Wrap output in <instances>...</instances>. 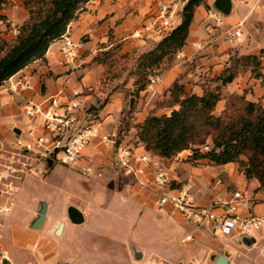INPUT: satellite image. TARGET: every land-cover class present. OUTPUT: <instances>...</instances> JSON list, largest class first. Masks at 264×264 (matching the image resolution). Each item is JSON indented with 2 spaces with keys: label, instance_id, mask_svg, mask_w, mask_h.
Wrapping results in <instances>:
<instances>
[{
  "label": "crops",
  "instance_id": "crops-1",
  "mask_svg": "<svg viewBox=\"0 0 264 264\" xmlns=\"http://www.w3.org/2000/svg\"><path fill=\"white\" fill-rule=\"evenodd\" d=\"M213 3L214 0H207L206 5L199 6L196 9L187 44L180 51L183 58L177 59L176 54L165 58L160 66V82L153 87L148 86L140 94L141 97H147V106H150V108L147 110L145 107L142 112L140 111L139 103H137L136 124L144 121L149 111L155 107V103L163 99L169 87L179 79L181 74L183 75V72L185 73L184 70L187 63L195 60L198 66L194 71L186 72V77L180 79V83L184 86L186 92L201 95L204 82L197 83L198 80L202 79L200 76L206 72L209 75L210 71L213 72V76L220 75L228 63L229 52L232 47L238 46V49L242 52L241 54L245 55L255 54L254 47L252 48L253 51L247 50V48H250V46L246 48L249 43L255 44L257 42L258 50L264 49V46L260 45V43H264V0H232V11L226 17L227 19L221 31L217 33H210L211 30L207 27V11L213 9ZM28 17L17 23H11V27L18 28ZM4 22L9 23L10 20L1 21V24ZM153 22L154 26H152ZM180 22L181 14L177 25ZM160 23L156 0H91L86 5L85 11L69 26L72 39L84 43L74 62L66 63L59 51L60 42L58 40L49 48L45 61H35L15 75L30 77L34 85L33 91L13 94L8 91L6 82L0 87V137L6 142H12L18 136L14 129H19L20 131L24 129L23 126L27 123V118L22 111L25 103L29 101L43 102L45 108L49 107L52 102L55 106L61 105L71 100L75 92L81 93L78 99L81 102L80 113L82 119L91 120L93 118L92 120H96L101 124L103 133L116 135L122 112L130 105L131 99H133L131 95L134 90V79H122L119 82L123 86L118 87L114 91L110 90V84H104L109 66L107 63H98L96 60L102 52H109L108 55L116 52L114 57L117 58L126 56L138 58L141 54L153 49L167 35L159 26ZM244 26H247L248 29L246 37H244L242 32ZM234 29L240 30L241 36L238 37L239 39L234 38L231 41L228 34ZM10 36H8V40L11 43L15 36ZM261 38L263 39L259 41ZM8 44L2 47L6 48ZM256 80L255 82H259L258 79ZM109 92L111 93L109 94ZM245 96L250 101L261 100L264 103L262 99ZM104 97L106 100L103 101ZM103 103L104 105L99 108ZM219 104L216 109H218ZM94 106L98 107L96 116L91 115V108ZM133 133L134 131L131 134L133 135ZM121 142L133 146L138 155L148 153L144 146L138 142V138H134V136H127ZM112 154L115 155L113 145L100 143L99 141H95L85 150V155L102 169L103 174L107 168L111 169L110 156ZM150 155L155 162L169 168V174L173 180L171 185L173 189L186 184L192 186V193L197 203L207 205L217 198L228 197L234 190H246L250 198L255 200L252 204V211L256 214L264 215V195L262 193L254 194L253 191L256 188L254 187V190L250 189L246 177L239 175L237 171L239 165L237 167L234 163H231L221 166L223 174L215 178L213 176L216 174V167L205 163L192 165L188 162L187 159L191 155L190 151H184L170 160ZM50 168L52 170L53 166ZM153 173L154 167H147L146 173L139 177V181L133 177L119 174L120 181L118 182L124 185L127 195L129 194L126 199H134L139 211L144 212L138 228L145 222L159 223L166 228L162 229V242L164 244L158 251L152 250L140 239H137V230L132 241L129 238L127 239V237L124 238V243L128 241V251L125 259L128 258L126 260H129L130 264H141L146 257L150 256H160L165 260H171L173 254H181L183 249L185 250V245L183 244L188 243H184L183 239L187 235H192L193 237V234H196L208 243L210 238L214 237L208 227L206 228L209 232L207 230H199L195 226L196 229L192 233H185L186 227L190 224L184 221L182 216L170 205L163 207L158 205L157 193L152 186ZM102 178L96 180L86 179L79 173L75 181L77 192L86 196L98 197L99 193L105 188L101 182H97V180ZM23 183L18 192L19 194L23 191L21 200L18 201L17 194L16 206L12 212L8 215L0 216V260L3 254H6L10 264H43V252H48L47 239H43L42 227L33 229L30 226L37 217L39 209L35 213L32 211L30 213L26 212L29 210L28 204H30L31 199L36 196L37 192L32 193L28 190V182L22 188ZM141 183H144V186ZM210 185L213 187V192L210 191ZM100 187H102L101 190H99ZM56 189L59 193L71 196V194L61 188ZM25 199H28V201L24 202ZM40 201H37L38 205H40ZM5 202V198L0 197V204H5ZM70 205L77 207L83 212L85 216L84 223L76 225L67 221L66 209ZM152 216L155 218L152 219ZM59 222H64L65 225L61 235H55L53 230ZM88 224L89 216L84 207L73 199H65L62 218L57 220L48 230V233L56 238L54 251L60 259L55 264L60 262H66L67 264H93V252H96V247L88 239L96 234L99 236L102 233L112 238L110 240L113 242V239L119 234L110 227L105 228L103 232L97 231L98 233H94L93 229L85 228ZM228 239V242L217 239L218 245L224 246V249L218 248L217 251L218 256L220 252L222 254L228 253L229 264H233V252L239 251L242 253L240 248L245 247L235 243L232 238ZM253 247L250 249H253ZM147 249L151 251L147 252ZM139 252L142 254L141 258L135 259L136 254ZM148 253L149 256H147ZM178 256L181 257V255ZM213 256L217 257L216 255H211V259ZM181 258L179 264L183 263ZM125 259L124 261L121 259L122 262H119V264H127Z\"/></svg>",
  "mask_w": 264,
  "mask_h": 264
},
{
  "label": "trees",
  "instance_id": "trees-1",
  "mask_svg": "<svg viewBox=\"0 0 264 264\" xmlns=\"http://www.w3.org/2000/svg\"><path fill=\"white\" fill-rule=\"evenodd\" d=\"M90 1H38L37 10L18 26L19 33L12 42L6 48L0 47V87L35 61H45L51 45L61 39ZM6 3L7 0H0V22L6 20L2 13ZM206 3L207 0H187L181 11L180 24L153 49L137 58L130 72L134 79L132 95L135 99L148 88L153 70L160 68L165 58L177 54L187 44L195 11ZM244 60L254 78H264V49L258 55H247ZM237 76L238 71L229 62L215 80L227 85ZM221 99L220 86L215 89L204 86L203 93L198 95L186 92L180 79H177L142 123L135 126L128 123L126 129L122 126L118 128L116 144L121 143L124 130L135 127L138 142L148 153L170 160L184 151H190L187 160L192 165L225 166L237 163L247 180H259L256 192L264 193V175L257 172L258 160L264 156V103L261 100L250 101L242 95L216 114ZM160 108L167 109L168 113L158 114L157 109ZM136 109L134 101L129 109L123 110L122 116L126 113L131 116Z\"/></svg>",
  "mask_w": 264,
  "mask_h": 264
},
{
  "label": "built area",
  "instance_id": "built-area-1",
  "mask_svg": "<svg viewBox=\"0 0 264 264\" xmlns=\"http://www.w3.org/2000/svg\"><path fill=\"white\" fill-rule=\"evenodd\" d=\"M187 0H156L161 23L159 26L165 33L171 30L173 19ZM208 18L214 27L223 25V17L214 9H210ZM154 26V22L152 23ZM19 33L13 28V34ZM241 36V31L234 29L228 34L232 41ZM59 51L66 63L74 62L84 43L75 41L68 27L66 33L59 39ZM177 59H182L180 52ZM160 68L154 69L150 76L149 87L160 82ZM8 91L13 94H23L34 90L30 77L26 75L13 76L6 81ZM75 92L73 98L61 105H51L47 108L43 102L29 101L23 106V114L27 118L25 128L14 141L6 142L0 137V197L5 198V204H0V216L8 215L16 206V195L21 184L29 176L43 175V164L48 168L50 154L57 153L58 162L68 169L76 168L86 179H99L103 171L89 157L85 150L95 141L110 143L115 151V165L119 174L139 177L146 173V168L153 166L152 186L157 193L160 207L170 205L184 221L197 227H208L220 238H233L246 235L253 237L255 244L261 241L260 252L264 257V215L252 211V199L241 190H234L228 197L217 198L207 205L196 202L191 185L172 188L173 180L169 168L153 160L149 153L138 155L130 144H116V135L102 132L101 124L96 120L82 119L81 102ZM50 168V167H49ZM144 186V183H141ZM217 237V236H216ZM193 240L187 235L184 243ZM0 264H10L6 254H3Z\"/></svg>",
  "mask_w": 264,
  "mask_h": 264
},
{
  "label": "rangeland",
  "instance_id": "rangeland-1",
  "mask_svg": "<svg viewBox=\"0 0 264 264\" xmlns=\"http://www.w3.org/2000/svg\"><path fill=\"white\" fill-rule=\"evenodd\" d=\"M38 1L41 0H7V3L4 5V9L2 12L6 16V20H10V22H4L2 24L0 22V47L10 43L8 40V36L11 35L10 37H12V35H14L12 34L13 28L11 27V23H17L19 21H22L25 17L30 16L31 12L37 10L38 5L36 4ZM181 11L182 9L175 15L171 30L177 26ZM209 11H207V27L211 30L210 33H217L218 31H221L223 25L214 27L208 18ZM226 19L227 18H224L223 22H225ZM242 30V32L244 33V37H246L248 30L247 26H244ZM262 39L263 38L259 39V41H261ZM256 43H249L248 45H246V48L250 46V48H247V50L253 51L252 48L254 47L255 55H258L260 51L258 50L259 46H256ZM260 45L264 46V43H260ZM108 53L109 52H102L96 62L108 64L109 71L107 72V77L104 84H110L111 87L109 89L114 91L118 87L123 86V84L119 82L120 80L132 78L130 76V72L134 69L137 58H131L130 56L117 58L114 57L116 52L112 55H108ZM241 53L242 52L238 49V46L232 47L229 52L230 58L228 60V63H232V67H234L238 71V76L232 83L221 85L220 83L216 82L215 78L217 77V75L213 76L212 71L209 72V75L207 72L201 75L200 77L202 79L198 80L197 82H204L202 84V88H204V86H208L212 89H215L217 86H220L222 99L220 101L218 109H216L215 111L216 114H219V111L223 108H228L232 102H234L242 95H247L250 98L264 100V78L258 79L259 82H255L257 80L252 76L251 70L246 65L244 60L247 55ZM197 66L198 64L195 62V60L187 63L185 65V73L183 72V75L181 74L179 79L186 77V72L194 71ZM114 81H116V83H114ZM110 93L111 92H109V94ZM131 96L133 98V103L134 101L136 102V106L137 103H139V107H141L140 111L143 112L145 107L147 110L150 108V106H147V97H141L139 95L135 99L133 95ZM104 100H106L105 97L103 98V101ZM160 101H162V99L158 100L155 105ZM94 107L95 109L91 108L92 116L97 115L96 110L98 109V107ZM130 107L131 105H128L125 109L127 110ZM136 113L137 109L131 116L127 113L124 117L122 116L123 118L121 117L119 127L122 126L123 129H126V125L128 123H131L133 126L137 125L135 123ZM157 113H168V110L160 108L157 109ZM123 119H125V121H123ZM23 128H25V124ZM133 131L134 133L132 135L131 133ZM136 134L137 130L135 127H131L126 131L124 130L121 136V141L125 140L127 136H134V138H137ZM132 142L134 141L132 140ZM59 158L60 153H57L56 161L53 165L52 170L51 168H47L43 164V175L29 176L27 181L22 185V188H24L26 183L28 182V190L32 193L37 192L36 196H34V198L31 199L30 204H28L29 210L26 211L27 213H30L31 211L35 213L36 210L39 209L40 205H38L37 203V201L39 200L46 201L49 205L47 220L41 228L43 229V239H47L48 246V252H43V264H55L56 261L60 259L54 251L56 246V238L53 235H50L48 233V230L57 220H60L62 218V209L65 199H73L79 205L84 207L86 213L89 216V224L85 226L86 229H93L94 233H98L103 232L105 228L110 227L112 230L119 233L113 239V242L110 240L112 238H110L109 236H105L102 233L99 236L98 234H96L94 237H90V239H88L91 240L96 247V252H93V264H119V262H122V260L124 261L128 251V241L127 243H124L123 240L127 237V239L129 238V240L132 241L136 230L138 232L137 239H140L141 242L148 245V247H150L152 250L158 251V249H161L163 247L164 242H162V229L165 228L164 225L159 223L145 222L141 224L140 228H138L141 220L143 219L144 212L139 211V207H137V203L134 199H126L129 194L127 195L126 189L123 187L124 185L118 182L120 181V175L115 165V155L112 154L110 156L112 162V165L110 166L111 169L107 168L106 170H104L103 178L101 180H97V182H101L105 187L99 193L98 197H93L91 195L86 196L78 193L77 187L75 185L77 175L79 174L78 170L76 168L68 169L66 166L60 164L58 162ZM234 165L238 167L237 163H234ZM214 167H216V174L213 177H220V175L223 174L222 167ZM237 171L240 176L242 175L243 177H245L244 174L239 171V169H237ZM257 172L260 175H264V156L260 157V159L258 160ZM248 182L250 185V189L254 190L255 188L257 189L260 186L259 180L257 178L248 180ZM56 188H61L63 191L71 194V196L73 197L67 194L59 193ZM101 188L102 187H100L99 190H101ZM209 188L211 189L210 191L213 192L212 185H210ZM243 192L247 194L246 190ZM253 192L254 194L262 193L264 195L263 191L256 192L255 190ZM22 193L23 191L18 194V201L21 200ZM27 201L28 199L24 200V202ZM254 202L255 200L252 199V203ZM151 218L154 219L155 217L152 216ZM196 228H198L199 230H207L206 227ZM196 228L194 225L190 224L186 227L185 233H192V231ZM207 232H209V230H207ZM210 232L214 237L210 238L209 243L205 240H202L196 234H193V240L188 244H183L185 245V250L183 249V252L181 254H173L171 260H165L160 256H150L146 257V259H144L141 264H161V262L162 264H179V260L181 257V259L183 260L182 264H215L214 260L211 259V255L218 256L217 249H224L223 245H218L219 242L217 241V239L223 241L225 240L224 242H228L229 239L220 238L219 234L216 235V237L213 234L212 230H210ZM261 244V241L258 242L253 247V249L240 248V251L242 253H240L239 251L233 252V264H264V257L260 254ZM150 251V249H147V252ZM178 255H181V257H179ZM147 256H149V253ZM126 259L125 261H127ZM127 264H130L129 260L127 261Z\"/></svg>",
  "mask_w": 264,
  "mask_h": 264
},
{
  "label": "water",
  "instance_id": "water-1",
  "mask_svg": "<svg viewBox=\"0 0 264 264\" xmlns=\"http://www.w3.org/2000/svg\"><path fill=\"white\" fill-rule=\"evenodd\" d=\"M232 7H233L232 0H214L213 3V9L218 13H220L225 18L230 15L232 11ZM132 103H133V99H131L130 105H132ZM14 132L17 135H19L21 131L19 129H14ZM53 158H54V154L51 153L50 158L48 159L49 167H51L53 164ZM47 212H48V204L45 201H40L38 215L32 221L30 225L31 228L40 229L46 221ZM66 218L68 222L76 225H80L85 222V216L83 212L77 207L72 205L68 206L66 209ZM64 225H65L64 222H59L56 228L53 230V233L55 235H61ZM232 239L235 243H237L238 245H242L247 249L252 248L256 243L253 237L246 235L235 236ZM141 256L142 254L139 252L138 254H136L135 259H140ZM227 257H228V253L222 254V252H220L219 256L217 257L213 256L212 259L214 260L215 264H229V260ZM58 264H67V263L60 262Z\"/></svg>",
  "mask_w": 264,
  "mask_h": 264
}]
</instances>
